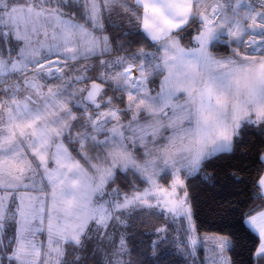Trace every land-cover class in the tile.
<instances>
[{"label":"snow or ice","instance_id":"obj_1","mask_svg":"<svg viewBox=\"0 0 264 264\" xmlns=\"http://www.w3.org/2000/svg\"><path fill=\"white\" fill-rule=\"evenodd\" d=\"M240 3L0 0V264H137L169 225L194 261L264 262V203L200 236L188 189L249 135L264 144V0ZM137 35L152 51L119 39ZM258 159L240 170L264 200ZM145 211L168 223L138 232Z\"/></svg>","mask_w":264,"mask_h":264},{"label":"trees","instance_id":"obj_2","mask_svg":"<svg viewBox=\"0 0 264 264\" xmlns=\"http://www.w3.org/2000/svg\"><path fill=\"white\" fill-rule=\"evenodd\" d=\"M114 31L118 34L120 29ZM119 39L124 41L135 40V43L129 46L134 50L150 46L149 42L145 41L141 35L123 36ZM218 54H228V48L218 45ZM114 94L120 95V93H114L109 88L107 95L112 96ZM260 140L259 136L249 135L241 145V151L247 153L246 156H241L239 152L235 156L223 155L208 163L199 175L188 180V189L192 198L198 232L218 233L221 225L236 215L231 211L232 208L242 207L247 209L250 205L264 203V200L253 199L250 177L245 171L240 170L242 165H253V171L261 166L258 155L264 151V144ZM204 172L211 174L215 178L214 181L207 182L204 179ZM231 173H236L243 179L237 181ZM127 182L128 180L124 177L117 181L121 185ZM135 223L138 232L151 231L166 224V217L145 211L139 214V218L136 219ZM138 239L146 240L149 238L138 236ZM150 239L154 240L156 237L152 236ZM139 250H147L149 256H141L137 260V264H141L145 260L148 261V264H204L202 261L192 260L191 256L182 253L179 248H170L168 245H162L160 249H157L158 252H161L158 258L150 255L151 249L147 244H144ZM238 252L239 254L229 253V255L233 256L236 264H248L247 250L238 249ZM135 255L134 253L133 256L135 257ZM86 264H96V260L89 258ZM261 264H264V262H261Z\"/></svg>","mask_w":264,"mask_h":264},{"label":"rangeland","instance_id":"obj_3","mask_svg":"<svg viewBox=\"0 0 264 264\" xmlns=\"http://www.w3.org/2000/svg\"><path fill=\"white\" fill-rule=\"evenodd\" d=\"M226 3H228L230 6H235V0H225ZM248 4H247V0H241V3L239 5V11L243 12L246 8H247ZM228 11L230 12L231 11V7L228 9ZM233 47L235 45H232ZM144 48V47H143ZM145 49L149 50V51H152V48L150 46H145ZM227 55V54H226ZM79 67V66H78ZM90 74V73H89ZM122 106V105H121ZM168 223L167 219H166V224ZM165 225V224H164ZM174 227H178V226H172V225H169V232H170V235H169V242L165 243L164 245H168L170 246V248H179L182 247H178L176 243H173L171 242L172 241V236H175L176 235V232L173 231V228ZM197 233L200 235V236H206V235H211V234H214V232H198ZM204 257H205V252L203 250V248L199 249L198 251V254H197V258L196 260H198L199 262L202 261L204 263ZM192 258V257H191ZM193 260V258H192Z\"/></svg>","mask_w":264,"mask_h":264}]
</instances>
